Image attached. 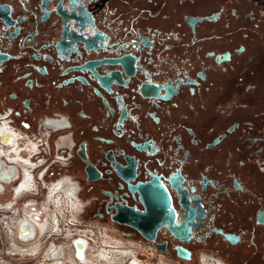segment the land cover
Returning a JSON list of instances; mask_svg holds the SVG:
<instances>
[{
    "label": "flooded vegetation",
    "instance_id": "obj_1",
    "mask_svg": "<svg viewBox=\"0 0 264 264\" xmlns=\"http://www.w3.org/2000/svg\"><path fill=\"white\" fill-rule=\"evenodd\" d=\"M263 112L264 0H0V119L131 247L264 264Z\"/></svg>",
    "mask_w": 264,
    "mask_h": 264
},
{
    "label": "bare ground",
    "instance_id": "obj_2",
    "mask_svg": "<svg viewBox=\"0 0 264 264\" xmlns=\"http://www.w3.org/2000/svg\"><path fill=\"white\" fill-rule=\"evenodd\" d=\"M7 126L6 122L0 123V133L4 130L7 131ZM6 131L0 134V159L3 160L4 163L7 164V168H9L12 165L9 162L13 161L8 154H13V157L17 161V168L20 169L21 167L23 170L24 179L19 185H16L21 179V175L10 173V176H5L0 170V185L3 183V186H5L4 182H10V186L15 185L13 188L14 190H11V196L14 195L18 197L22 190H37V184L33 180V175L31 173L32 165L35 163L16 153L18 149L13 146L14 143L11 141L10 135L5 133ZM28 148L30 149L31 146L29 145ZM0 166H2V161L0 162ZM18 176L20 178L17 181L15 178ZM77 187L78 185L71 177H62L45 189V191L49 190L48 197L45 198L38 207L36 205L34 209L30 208V206L23 209L19 208L16 211L17 213H13L14 207L11 209L12 201L15 202L16 198L6 204L1 202L0 208L4 211L3 222L7 224L6 229L10 230V234L12 235H10L12 237V249H10L11 251L9 254L34 256L41 252L46 238L61 234L59 232V223L68 222L73 225L74 221H79L78 218L82 212V201L80 197L77 196ZM32 203L33 201L30 205H32ZM105 230L112 234L110 230L102 227L99 231L102 239L97 237L93 239V241H89L90 237L86 233L93 232V229L87 232L84 231V236L82 237L70 233L71 228H66L64 230L66 231L65 234L53 238L50 245L46 247L42 257L43 264H146L139 259L137 247L135 245L131 247L130 244H125V242L122 241L125 239L121 240V237L118 239L115 235H110L109 237V235L106 234V239L109 244L104 243L103 235ZM62 237H65L64 240L60 239ZM113 240H121L123 242V250L128 251L127 247L130 246L134 252L126 254L120 249L108 247L107 245L110 244V246H116ZM3 262H0V264H3ZM163 263V260H161L158 264ZM211 264L221 263L212 262Z\"/></svg>",
    "mask_w": 264,
    "mask_h": 264
},
{
    "label": "built area",
    "instance_id": "obj_3",
    "mask_svg": "<svg viewBox=\"0 0 264 264\" xmlns=\"http://www.w3.org/2000/svg\"><path fill=\"white\" fill-rule=\"evenodd\" d=\"M264 113V112H263ZM3 119H0V123H3ZM6 124L8 125V130H4L6 131L5 133H8L11 137V141H13L14 143V147L16 149H18V151L16 152L18 155L24 156L26 158H28L29 160H31V162L35 163L32 165V175H33V180L36 182L37 184V190H33V189H28L26 190H22L21 193L18 195V197L16 196H11L10 197H4L2 196L4 191L6 190V186H3V183H1L0 188V194H2L1 196L3 197V199L0 198V203H8L11 202V200H14L15 198V202L12 201V205H11V209L14 207V212L13 213H17L16 211L21 208H25L27 206H30V208L34 209V207L37 205V207L41 204V202L48 197V191H45V189L48 188L49 185H51L54 182H57L59 179H61L62 177L65 176H69L71 177V179L74 180V182H76V180L74 179V177L71 174H65V173H61V174H56L54 175V173L56 172V169L58 168H66L68 166V158L67 156H65L64 153L60 152L61 151V141L59 139H55L53 142L51 141V139L49 140V138L43 137L41 135H34L31 133H28L20 128H18V126H15L13 123H9L6 122ZM3 131V132H4ZM1 132V133H3ZM0 133V134H1ZM1 145V142H0ZM3 146H5L4 144H2ZM29 145L31 146V148L29 149ZM28 152V153H27ZM52 154V158L50 161H48V159L46 158V156H41L37 161H35L33 158L39 156V155H43L44 153ZM8 159V158H7ZM13 159V162H9L10 164H12L9 168H7V164L4 163L3 160L0 159V162L2 161V166H0V170L2 171L3 174H5V176H10V173H16L21 175V179L18 181V179L20 178L19 176L15 179H17L18 183L16 185H19L21 183V181L24 179V173L22 168L20 167V169L17 168V161ZM8 161V160H7ZM10 161V160H9ZM264 161H259V164L261 166V168H264ZM31 167V166H30ZM20 170V173H19ZM49 176V177H48ZM12 183V182H11ZM4 184H8L9 185V191L11 192V190H14V186L11 185L10 186V182H4ZM77 184V182H76ZM78 185V184H77ZM3 186V187H1ZM39 196H41V198H39ZM77 196H79V190L77 193ZM33 201L32 205L31 202ZM0 237H1V231L2 229L7 227V224L5 222H3V218H4V211L2 208H0ZM79 221H74L73 225L69 224L68 222H61L59 223L60 225V233H62V231H64L66 228H71V232L70 233H74L77 236H84V231H89L90 229H93V232H88L86 234H88V236L90 237L89 241H93V239H96L97 237H100L99 231L101 230V228L103 226H101L100 224H98L95 221H90V220H85L82 218V212L79 216ZM76 229V230H75ZM66 233V231H64V234ZM100 239H102L100 237ZM50 245V244H49ZM136 245V243H135ZM139 245V244H138ZM150 255L152 257H155L156 261L154 263L158 264L160 263V261L162 260V258H157L154 255V251H149ZM139 257V256H138ZM212 257L213 259H215L216 261H219L223 264H227L225 262L224 259H222L221 256H219L218 254H214L212 253Z\"/></svg>",
    "mask_w": 264,
    "mask_h": 264
},
{
    "label": "rangeland",
    "instance_id": "obj_4",
    "mask_svg": "<svg viewBox=\"0 0 264 264\" xmlns=\"http://www.w3.org/2000/svg\"><path fill=\"white\" fill-rule=\"evenodd\" d=\"M70 169H65L63 172H60L61 173H67L69 174L70 172H68ZM56 175V174H55ZM6 186V190L4 191L3 195L0 194V198L3 199L2 196L4 197H10L11 195V192L9 191V185L8 184H5ZM2 195V196H1ZM105 226V225H104ZM107 228V227H106ZM109 230V229H108ZM110 231L112 232V236L116 235L118 237V239L121 237L119 236L117 233L116 230L110 228ZM60 232V231H59ZM108 232L105 230L104 231V243H108L107 239H106V234ZM58 234V233H57ZM64 234V231H62L61 234H58V235H52L50 236L49 238H46L44 241L45 243L43 244L42 246V250L40 253L34 255V256H20V255H11L9 254V252L11 251L10 249H12V235L10 234V230L4 228L2 229L1 231V237H0V262H3V264H43L44 262L42 261V257H43V254L45 252V249L46 247L51 243L52 239L53 238H56L58 236H62ZM110 234V233H108ZM114 234V235H113ZM11 235V236H10ZM115 236V237H116ZM116 237V238H117ZM65 237H62L60 238L61 240H64ZM121 239H123L121 237ZM123 242L122 243H115L116 246H110V245H107L108 247H113V248H117V249H120L122 250L124 253L126 254H131L133 253V249L131 247H127L128 248V251H125L123 250L124 247L122 246ZM119 246V247H118ZM137 250L139 251V259L143 262H145L146 264H156L154 262H156V258L155 257H152L149 253V250L146 249V248H140V247H137ZM212 251V250H211ZM209 253V252H208ZM211 253V252H210ZM212 253H214V251H212ZM217 253V252H215ZM155 254V252H154ZM157 258H160V256H158ZM211 260H214L213 258H210ZM210 259H206L208 262L207 263H211V261H209ZM153 260H156V261H153ZM163 262H166L167 264H173L171 261H167V260H163ZM229 264H233V262H229L227 261ZM204 263V262H203ZM202 262H193V263H189V264H203ZM205 264V263H204Z\"/></svg>",
    "mask_w": 264,
    "mask_h": 264
},
{
    "label": "water",
    "instance_id": "obj_5",
    "mask_svg": "<svg viewBox=\"0 0 264 264\" xmlns=\"http://www.w3.org/2000/svg\"><path fill=\"white\" fill-rule=\"evenodd\" d=\"M116 220H118L119 222H122V223H124V222H126L124 219H122V218H115ZM137 227H138V229L141 231V232H143V229L140 227V226H138V225H136Z\"/></svg>",
    "mask_w": 264,
    "mask_h": 264
},
{
    "label": "crops",
    "instance_id": "obj_6",
    "mask_svg": "<svg viewBox=\"0 0 264 264\" xmlns=\"http://www.w3.org/2000/svg\"><path fill=\"white\" fill-rule=\"evenodd\" d=\"M209 254H212V253H209ZM220 256V255H219Z\"/></svg>",
    "mask_w": 264,
    "mask_h": 264
}]
</instances>
